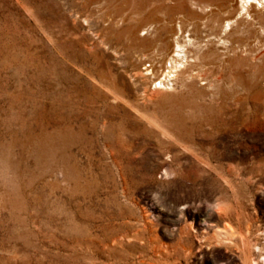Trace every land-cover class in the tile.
<instances>
[{
    "label": "rangeland",
    "instance_id": "obj_1",
    "mask_svg": "<svg viewBox=\"0 0 264 264\" xmlns=\"http://www.w3.org/2000/svg\"><path fill=\"white\" fill-rule=\"evenodd\" d=\"M0 264H264V0H0Z\"/></svg>",
    "mask_w": 264,
    "mask_h": 264
},
{
    "label": "bare ground",
    "instance_id": "obj_2",
    "mask_svg": "<svg viewBox=\"0 0 264 264\" xmlns=\"http://www.w3.org/2000/svg\"><path fill=\"white\" fill-rule=\"evenodd\" d=\"M148 17V16H147ZM132 19V18H131ZM118 20V19H117ZM106 21V20H105ZM125 22V21H124ZM107 24H108V22H107ZM148 27V26H147ZM137 28H141V26H138ZM135 31H137V30H135ZM138 32H140V30L138 31ZM176 56H181V55H177L176 54ZM177 58V57H176ZM171 59V58H170ZM173 59V58H172ZM183 59V58H182ZM180 64V63H179ZM175 65V64H174ZM175 66H177V65H175Z\"/></svg>",
    "mask_w": 264,
    "mask_h": 264
}]
</instances>
